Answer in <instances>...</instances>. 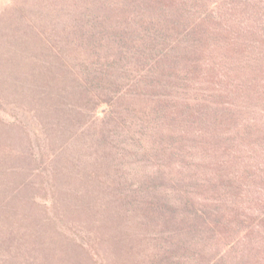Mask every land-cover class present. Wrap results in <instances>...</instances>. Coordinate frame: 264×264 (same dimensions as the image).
<instances>
[{
    "label": "trees",
    "instance_id": "obj_1",
    "mask_svg": "<svg viewBox=\"0 0 264 264\" xmlns=\"http://www.w3.org/2000/svg\"><path fill=\"white\" fill-rule=\"evenodd\" d=\"M0 264H264V0H0Z\"/></svg>",
    "mask_w": 264,
    "mask_h": 264
}]
</instances>
